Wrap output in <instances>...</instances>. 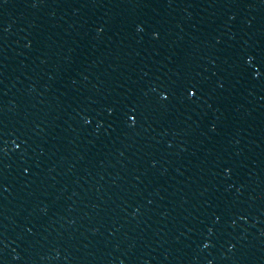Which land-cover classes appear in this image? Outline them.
I'll return each mask as SVG.
<instances>
[{
  "label": "water",
  "instance_id": "95a60500",
  "mask_svg": "<svg viewBox=\"0 0 264 264\" xmlns=\"http://www.w3.org/2000/svg\"><path fill=\"white\" fill-rule=\"evenodd\" d=\"M0 264H264V0H0Z\"/></svg>",
  "mask_w": 264,
  "mask_h": 264
}]
</instances>
